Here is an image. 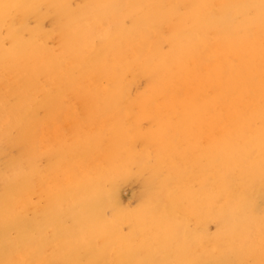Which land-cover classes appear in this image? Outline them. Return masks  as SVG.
Here are the masks:
<instances>
[{"label":"bare ground","instance_id":"6f19581e","mask_svg":"<svg viewBox=\"0 0 264 264\" xmlns=\"http://www.w3.org/2000/svg\"><path fill=\"white\" fill-rule=\"evenodd\" d=\"M13 27L5 100L22 67L66 90L37 101L27 80L0 102V264H264V0H0V29ZM151 48L139 69L158 96L146 112L167 121L158 147L99 155L88 133L84 151L48 156L46 126L103 118L110 84ZM67 96L81 101L70 114Z\"/></svg>","mask_w":264,"mask_h":264},{"label":"rangeland","instance_id":"374dc122","mask_svg":"<svg viewBox=\"0 0 264 264\" xmlns=\"http://www.w3.org/2000/svg\"><path fill=\"white\" fill-rule=\"evenodd\" d=\"M125 4L130 3L132 0H122ZM155 1V0H153ZM79 5V0H71V6L75 8ZM179 13L185 14L187 12V7L182 2L178 7ZM19 20H14L10 24L17 23ZM130 20H126V26L129 27ZM33 26V23L30 24ZM11 33L13 38H18L16 35L15 27L7 31L6 28L0 29V39L4 45V49L9 47L8 35ZM166 33V29L160 30L159 34H155L148 39L147 48H149L154 42L159 40V36H163ZM46 51L49 52L57 60H61V55L56 53L57 47L55 40H49L47 42ZM146 48V49H147ZM167 47H164L163 53H165ZM156 52L154 49H148L144 54L139 55L135 62L130 65H125L122 70L114 79V82H110V89H107V96L104 101L107 103H102L100 108L108 110L103 118L95 119L92 115L88 113H81L80 119L74 123L72 119L67 117L66 130L65 133L53 136L51 130L46 126V140L43 142V149L50 152L48 156L58 149L63 151L72 152H82L85 149L83 144L88 143L86 135L91 133L93 135L92 140L93 145H96L97 151L101 152L99 155L107 156L111 150L115 149L114 142L121 144V147L128 148L131 152L134 151L140 156H145L146 152H152L159 145V140L162 136V131L167 125V121L161 118H153L146 111L148 108L157 109L158 108V96H154V92L151 91L149 84V77L145 76L143 72H140L139 66L144 64L147 59H154ZM192 75V74H191ZM29 70L22 67L17 69L15 74L16 82L12 83L9 87L11 88L12 98L5 100L3 94V87L0 81V102H14L13 93L24 90L23 82L33 81L37 86L35 87L37 91L33 90V97L39 101L41 100L42 92L52 90L53 92L65 93L66 88L63 86H57L50 89V84L43 74L36 75L35 77ZM67 79L68 76H63ZM97 81V82H96ZM88 81L87 85L90 86L89 90L92 89L93 93L103 94L105 88H103L97 78L92 77L91 82ZM105 87V84H103ZM179 90L183 92V89L178 86ZM177 88V89H178ZM29 92V90H26ZM92 94L91 92H89ZM93 95V94H92ZM78 99L74 96H67L61 101L60 106L66 111V114L72 113L76 106H80ZM149 105V106H148ZM82 109V108H81ZM45 116L44 112H40V118ZM69 119V120H68ZM151 124V125H150ZM59 125V124H57ZM149 125V127H147ZM59 127V126H58ZM90 130H93L91 132ZM147 136V137H146ZM87 141V142H86ZM133 144V146H132ZM144 144V145H143ZM143 145V146H142ZM140 147V148H139ZM131 148V149H130ZM133 148V149H132ZM129 151V152H130ZM133 153V152H132ZM11 155H14L12 153ZM81 158L74 159L73 161L78 162ZM40 166L43 169L46 166V161L44 158L40 159ZM131 186H125L121 188V198L123 201L131 205Z\"/></svg>","mask_w":264,"mask_h":264}]
</instances>
